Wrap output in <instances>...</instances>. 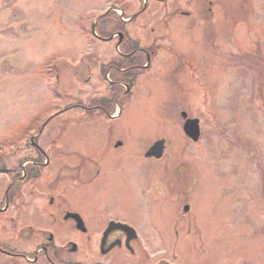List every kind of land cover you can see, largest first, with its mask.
Returning a JSON list of instances; mask_svg holds the SVG:
<instances>
[{
  "label": "rangeland",
  "instance_id": "1",
  "mask_svg": "<svg viewBox=\"0 0 264 264\" xmlns=\"http://www.w3.org/2000/svg\"><path fill=\"white\" fill-rule=\"evenodd\" d=\"M150 1L151 10L127 29L142 44L159 40L152 67L130 83L132 93L122 107H115L118 117L111 127L102 121L110 117L92 109L94 120L84 117L67 128L64 119L81 118L80 103H103L111 96L105 77H98L96 58L105 61L103 70L118 64L112 61L117 56L114 42L94 35L93 25L103 30L101 24L108 22L105 28L111 29L122 10L119 4L127 6L129 16L141 2L0 0V159L16 167L19 141L47 118L51 122L42 134L50 138L59 134L60 126L67 128L59 140L65 146L77 141L105 144V135H112L124 143L111 154L120 158L121 169L113 171L114 179L85 185L84 205L101 216L108 206L111 214L147 230L154 247H169V254L152 257L150 264L161 258L189 264H264V0ZM179 2L190 16L174 12ZM200 6H210V14L197 16ZM198 69L207 84L199 93ZM68 105L73 110L55 114ZM183 110L201 122L197 143L183 130ZM161 138L167 142L164 156L147 160V150ZM11 177L0 172V199ZM162 182L167 194L155 188L154 183ZM108 188L112 202L104 203ZM8 215L0 214V234L5 235L0 241L34 253L37 241L17 234L24 220L8 221ZM179 215L185 217L177 219ZM175 228L179 235L173 234ZM157 230L164 232L163 238ZM54 235L60 243L61 237L76 234ZM66 253L84 262L81 249ZM0 264L50 263L0 253Z\"/></svg>",
  "mask_w": 264,
  "mask_h": 264
},
{
  "label": "flooded vegetation",
  "instance_id": "2",
  "mask_svg": "<svg viewBox=\"0 0 264 264\" xmlns=\"http://www.w3.org/2000/svg\"><path fill=\"white\" fill-rule=\"evenodd\" d=\"M137 1L141 2V6L137 11L131 12L129 16H126L129 10L126 5L119 4V7L117 6L118 9L121 8L122 10L116 16L117 21L113 28L109 29L107 26L105 28L108 22L101 24L104 32L100 39L104 42L113 41L115 53L117 54L112 61L118 64L110 63L104 70L102 63H105V61L100 62V59L96 58L98 77L99 79L105 77L103 81L107 84V92L110 93V98L107 97L103 103L99 102L91 105L80 103L81 118L75 120L64 119L63 123L67 128L69 124H74L73 127H75L81 121H84V117H88V120H94L93 113H91L92 109L98 112L101 111L104 117H110L107 120L109 123L105 120L102 121L111 127L116 118L114 113L117 101L121 96L129 92L132 93L133 88L130 83H134L144 70L152 67L158 51L156 48L159 47L157 45L159 40L154 39L148 45L142 44L139 40L131 38L127 29V25L132 23L136 17L147 10H151L150 3L152 2L150 0ZM157 1L168 2V0ZM185 1L186 4H189V2L195 3L197 0ZM182 8L183 6L179 2V5L174 8V12L182 16H190L191 13L182 10ZM192 9L193 12L196 11L195 5ZM115 11L117 13L118 10ZM210 12V6H200L197 13H195L200 16L203 13L210 14ZM107 30H109V33H107ZM154 30L155 28L152 27L151 31ZM120 33H123V35ZM108 76L109 78H107ZM194 76L196 77L195 89L199 93L200 88H206L207 84L201 82V69L200 71L199 69L194 70ZM74 105L77 107L76 104ZM71 110H73L72 106L68 105L66 108L56 109L55 114L67 113ZM50 120H48V123H45V120L40 128L34 132L35 135L33 133L27 136L26 139L23 138L19 141L18 149L20 150L17 152L19 161L16 162L18 163L16 167L7 166V163L2 162L0 159V172L12 175V179L8 182L0 199V214L9 213L6 217L8 221L24 220L25 224H22L18 231V237L22 240L33 238L37 241V248L34 253L19 251L0 241V247L2 248L0 253L11 257H21L33 263H39L45 259L50 264H150L149 260L152 257L159 254H169L168 246L159 245L154 247L152 245L154 237L148 236L147 230V232L141 230L122 215L111 214L108 206L103 209L104 214L101 216L94 210L90 211L84 205V198L87 197L83 191L85 185H91L100 178L114 179L116 172L113 171L121 169L117 167L120 158L111 155L115 152L114 148L118 149L124 146L121 139H114L112 135H105L107 138L105 144H91L88 141H82L79 144L77 141L65 146L59 140L63 133L68 131L67 128L60 126L61 131H58L59 134L55 136L53 134L50 138H46L47 136L42 134L47 124L51 122ZM54 128L55 130L59 129L57 126ZM84 135L82 134V136ZM32 137L33 139H31ZM85 138H89V135H86ZM118 142L121 143L118 144ZM74 147H81V149ZM101 147H103V150H99ZM146 158L151 162L152 159L154 161L162 159V157ZM150 167L149 169H151ZM159 175L165 176L160 172ZM154 184L155 188L166 192L163 182ZM159 184H162V186ZM109 189L105 193L106 201L104 203L112 202ZM15 208L17 211L13 215ZM94 212L97 215H94ZM73 213L78 214L83 220V229L78 227L76 217L71 215ZM184 217V215H179L177 219ZM39 218H41L42 223L38 222ZM113 223H121L124 226ZM131 227L134 229L133 231ZM55 228L61 230L57 232L53 230ZM155 233L161 234V238H163V231L157 230ZM54 234L76 235H69L71 238L63 236L64 238L61 237L62 242L58 243ZM173 234L179 235V230L175 228ZM3 236L5 235L0 234V238H3ZM80 249L84 252V262H77L67 257L66 251L72 254L74 252L78 253ZM155 264L187 263L169 262L168 259L161 258Z\"/></svg>",
  "mask_w": 264,
  "mask_h": 264
},
{
  "label": "water",
  "instance_id": "3",
  "mask_svg": "<svg viewBox=\"0 0 264 264\" xmlns=\"http://www.w3.org/2000/svg\"><path fill=\"white\" fill-rule=\"evenodd\" d=\"M183 116L187 117V113L183 112ZM184 130L194 140L198 139L199 136L198 120L188 118L184 124ZM164 143H165L164 140H158L157 142H155L154 145L151 146L150 149L148 150L147 156L154 155L156 157H160L164 150ZM185 209H188V206H186Z\"/></svg>",
  "mask_w": 264,
  "mask_h": 264
}]
</instances>
